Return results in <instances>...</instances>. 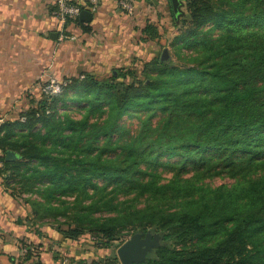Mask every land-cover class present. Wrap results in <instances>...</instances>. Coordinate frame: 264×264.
Instances as JSON below:
<instances>
[{
    "label": "trees",
    "instance_id": "1",
    "mask_svg": "<svg viewBox=\"0 0 264 264\" xmlns=\"http://www.w3.org/2000/svg\"><path fill=\"white\" fill-rule=\"evenodd\" d=\"M183 8L178 24L171 12L177 62L156 57L141 79L113 69L106 81L65 80L2 124L0 177L13 196L38 197L26 200L36 222L67 221L63 241L108 249L151 233L159 247L145 264H264V0ZM142 34L153 41L156 28ZM7 150L18 160L5 162ZM217 177L232 184H204ZM23 249V262L42 264Z\"/></svg>",
    "mask_w": 264,
    "mask_h": 264
},
{
    "label": "crops",
    "instance_id": "2",
    "mask_svg": "<svg viewBox=\"0 0 264 264\" xmlns=\"http://www.w3.org/2000/svg\"><path fill=\"white\" fill-rule=\"evenodd\" d=\"M70 1L92 19L70 23L65 31L75 40L61 42L60 25L51 16L55 0H0L1 124L18 121L40 101L48 80H99L128 66L131 55L141 50L143 29L172 19L168 0H134L132 14L119 8V0H97L94 10L89 0ZM6 179L0 177V264H32L23 262L25 247L34 248L42 264H59L57 251L47 247L55 233L35 221L26 197L13 196Z\"/></svg>",
    "mask_w": 264,
    "mask_h": 264
},
{
    "label": "rangeland",
    "instance_id": "3",
    "mask_svg": "<svg viewBox=\"0 0 264 264\" xmlns=\"http://www.w3.org/2000/svg\"><path fill=\"white\" fill-rule=\"evenodd\" d=\"M181 12L183 13V17L185 12L183 7L181 8ZM179 20L175 19L174 22L178 24ZM178 31L179 30L177 28L173 27V20L170 18L168 21L159 24L156 28V39L149 41L151 44H149L147 41H142L143 43L140 41L139 44L141 45V50L138 51L139 53L131 55V61L133 62L130 61L128 66H124L121 69L124 71L131 70L137 79H141L144 65L149 63L154 58L160 57L163 50H167L169 59L171 58L173 62H177V59L173 55L171 42L173 38L179 33ZM138 47L140 46L138 45ZM151 50L153 52L150 55H147L151 52ZM107 76L108 74L103 75L100 80L106 81V79L109 78V76ZM127 81L130 82V78H128ZM58 111L61 113L63 110L58 108ZM71 115L75 119H79V115L76 114L75 106L72 108ZM122 124H125V126H128V128L131 130L136 126V121L134 118L125 117L122 121ZM163 177L169 178L170 175L164 174ZM204 184L214 189L223 185L229 186L232 184V181L225 177H217L213 179H207ZM25 197L26 200H29L31 204L40 203L38 202L39 199L36 195H25ZM37 222H39L42 227H46L51 232L55 233L51 235L52 237L50 240H47L49 243L47 247L49 251L52 249H54V253L57 251L56 259H58L59 264H105L107 262L106 258L114 256L116 257L117 249L122 245V243H125L131 237V234L125 235L120 240L114 242L110 248L100 249L92 244L93 238H88L86 236H83L77 242L63 241L60 232L66 231L68 229L67 221L63 218H59L58 221H54L52 218H48L46 215H43L39 220H37ZM115 264H120L118 259L117 263Z\"/></svg>",
    "mask_w": 264,
    "mask_h": 264
},
{
    "label": "water",
    "instance_id": "4",
    "mask_svg": "<svg viewBox=\"0 0 264 264\" xmlns=\"http://www.w3.org/2000/svg\"><path fill=\"white\" fill-rule=\"evenodd\" d=\"M171 8V12L176 20H179L183 13L181 8L183 7L184 0H168ZM79 21L88 24L92 19V14L88 11L82 10L78 17ZM169 59L167 50H163L160 56L161 62H166ZM53 100V98H52ZM5 162H15L18 157L15 153L7 151L5 153ZM160 236L151 233L145 235L135 234L130 237L125 243H123L116 251V258L120 264H145L146 257L152 250L159 247Z\"/></svg>",
    "mask_w": 264,
    "mask_h": 264
},
{
    "label": "built area",
    "instance_id": "5",
    "mask_svg": "<svg viewBox=\"0 0 264 264\" xmlns=\"http://www.w3.org/2000/svg\"><path fill=\"white\" fill-rule=\"evenodd\" d=\"M91 9H96L98 5L97 0H89ZM133 4L134 0H119L118 6L119 8L128 13H133ZM82 10L74 5L70 0H55L54 2V10L51 12V16L58 22L60 25L58 40L63 41H74L75 38L73 36H69L66 34L65 28L70 24L74 23ZM61 92L60 85L53 80H48L44 86L42 87L41 93L43 96L48 98H53L56 95H59ZM20 122L23 123L24 119L21 118ZM2 124L0 123V126ZM3 165L0 163V171L2 170ZM26 249H22V253H26Z\"/></svg>",
    "mask_w": 264,
    "mask_h": 264
}]
</instances>
